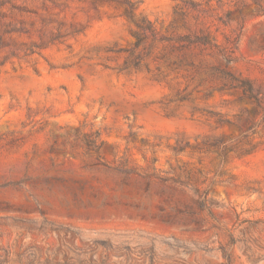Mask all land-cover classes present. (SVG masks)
Listing matches in <instances>:
<instances>
[{
    "label": "rangeland",
    "instance_id": "1",
    "mask_svg": "<svg viewBox=\"0 0 264 264\" xmlns=\"http://www.w3.org/2000/svg\"><path fill=\"white\" fill-rule=\"evenodd\" d=\"M0 264H264V0H0Z\"/></svg>",
    "mask_w": 264,
    "mask_h": 264
}]
</instances>
